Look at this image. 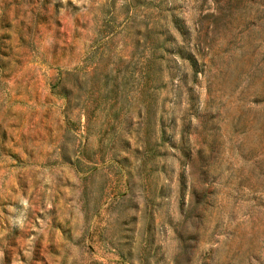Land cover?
I'll list each match as a JSON object with an SVG mask.
<instances>
[{
  "label": "rangeland",
  "instance_id": "rangeland-1",
  "mask_svg": "<svg viewBox=\"0 0 264 264\" xmlns=\"http://www.w3.org/2000/svg\"><path fill=\"white\" fill-rule=\"evenodd\" d=\"M0 264H264V0H0Z\"/></svg>",
  "mask_w": 264,
  "mask_h": 264
}]
</instances>
